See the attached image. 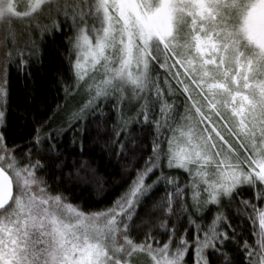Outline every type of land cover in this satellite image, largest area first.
Wrapping results in <instances>:
<instances>
[{"label":"snow or ice","instance_id":"snow-or-ice-1","mask_svg":"<svg viewBox=\"0 0 264 264\" xmlns=\"http://www.w3.org/2000/svg\"><path fill=\"white\" fill-rule=\"evenodd\" d=\"M57 34L74 78L66 93L89 96L71 120L111 104L117 137L132 123L153 130L143 167L95 212L59 190L80 174L63 171L65 129L37 122L24 143L11 133L8 68L30 75ZM159 184L171 189L153 204L160 214L141 216ZM241 231L254 241H238ZM189 255L264 264V0H27L22 10L0 0V264H188Z\"/></svg>","mask_w":264,"mask_h":264},{"label":"trees","instance_id":"trees-1","mask_svg":"<svg viewBox=\"0 0 264 264\" xmlns=\"http://www.w3.org/2000/svg\"><path fill=\"white\" fill-rule=\"evenodd\" d=\"M40 23L48 21L41 19ZM14 25L23 31V22ZM64 31L68 32L67 26H64ZM33 35L38 37L35 24ZM66 49L67 40L64 36L57 34L55 39L46 36L42 45V58L39 62L33 59L28 70L30 75L18 72L14 65L9 66L8 111L11 133L17 143H24L31 139L30 133L37 122H47L49 129H65L60 142L61 149L66 150V167L63 171L75 174L79 170L80 174L78 178L74 176L71 179H63L59 190L64 191L69 201L79 205L82 210L95 212L109 207L127 189L137 169L143 167L145 159L151 154L153 130L132 123L127 137L123 133L117 137L113 129V125L117 123L116 111L111 104L104 106L103 116L98 112L88 111L84 114L85 119L79 124L72 121V114L85 104L89 96L83 88L77 91L69 89L67 93L65 91V85L74 83L66 59ZM81 93H85L84 97H80ZM176 103L181 105L179 112L184 115L183 96H180ZM135 108L136 102H132L126 109L127 114L132 115ZM74 134L77 138L75 146L71 144ZM81 140L83 151L79 147ZM119 143L125 145L123 151L120 150ZM73 148L75 150H72ZM82 164L86 166L81 167ZM171 174L178 176L182 184L189 179L182 171H174ZM170 190L164 184L157 185L153 189L151 199L145 202L143 208L138 209L141 216L149 213L158 216L159 209L153 208V204ZM243 195L247 198L251 193L245 192ZM205 216L206 224L211 217L207 213ZM250 227L251 225L245 222L244 228ZM254 239L251 231H241L237 236L240 242L247 240L252 243ZM227 250L233 254L238 252L236 245L231 243L227 245ZM187 259L188 264H192V256L189 255ZM237 264H240L239 259Z\"/></svg>","mask_w":264,"mask_h":264},{"label":"rangeland","instance_id":"rangeland-1","mask_svg":"<svg viewBox=\"0 0 264 264\" xmlns=\"http://www.w3.org/2000/svg\"><path fill=\"white\" fill-rule=\"evenodd\" d=\"M27 2V0H19V8H20V10H22L23 9V5H24V3H26ZM17 23H20V21L19 20H17V21H15L14 22V24H17ZM21 23H22V21H21ZM23 23H26V22H23ZM77 91V90H76ZM83 92V91H82ZM84 95H85V93H81L80 94V97H84ZM133 103H135V101H133ZM165 171L167 172V171H169L168 169H165ZM179 171H182L183 172V170H179ZM150 182V181H149ZM74 204V203H73ZM144 259V262H145V264H147V257H145V258H143Z\"/></svg>","mask_w":264,"mask_h":264}]
</instances>
